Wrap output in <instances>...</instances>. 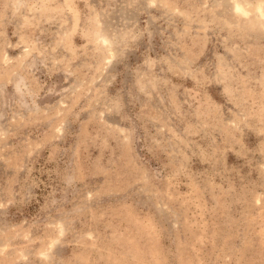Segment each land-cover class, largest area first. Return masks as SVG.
<instances>
[{
  "label": "rangeland",
  "instance_id": "374dc122",
  "mask_svg": "<svg viewBox=\"0 0 264 264\" xmlns=\"http://www.w3.org/2000/svg\"><path fill=\"white\" fill-rule=\"evenodd\" d=\"M0 264H264V0H0Z\"/></svg>",
  "mask_w": 264,
  "mask_h": 264
},
{
  "label": "bare ground",
  "instance_id": "6f19581e",
  "mask_svg": "<svg viewBox=\"0 0 264 264\" xmlns=\"http://www.w3.org/2000/svg\"><path fill=\"white\" fill-rule=\"evenodd\" d=\"M237 10L241 11L242 10V6L240 4H237ZM104 42H107L106 39H103Z\"/></svg>",
  "mask_w": 264,
  "mask_h": 264
}]
</instances>
